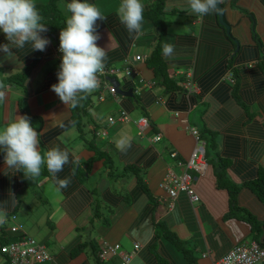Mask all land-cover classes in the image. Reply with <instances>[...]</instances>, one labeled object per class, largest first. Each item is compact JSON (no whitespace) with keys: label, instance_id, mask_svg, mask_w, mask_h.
I'll return each mask as SVG.
<instances>
[{"label":"crops","instance_id":"0c3cea01","mask_svg":"<svg viewBox=\"0 0 264 264\" xmlns=\"http://www.w3.org/2000/svg\"><path fill=\"white\" fill-rule=\"evenodd\" d=\"M69 2L57 0L65 21ZM89 2L106 16L97 21L98 44L107 53L105 69L120 72L115 79L122 94L102 91L99 101L92 92L81 118L50 88L62 55L60 28L41 34L50 40L43 52L29 44L11 56L0 51V127L13 114L28 115L40 134L41 153L52 145L69 152L70 162L57 176L71 179L57 190L46 167L27 179L7 167L0 149V247L31 238L52 256L42 264H102L97 253L105 243L131 254L129 264H215L254 241L248 223L226 217L229 197L214 176L220 159L232 162L226 175L240 187L238 206L264 225L263 203L243 187L264 173V0H220L231 36L216 11L190 14L185 0H142L139 34L120 23L121 0ZM35 3L47 7L50 0ZM154 7L161 13L151 20L146 15ZM164 33L163 43L173 44L174 53L165 57L162 51L164 67L157 74L150 58ZM7 43L0 32V44ZM126 68L135 73L126 75ZM121 111L132 122L109 125L108 118L119 119ZM141 118L150 123L142 137L135 122ZM122 133L131 144L123 152L116 145ZM155 136L159 141H152ZM203 143L206 168L187 170ZM170 172L192 176L197 203L183 193L171 201L160 188ZM259 242L264 248V226Z\"/></svg>","mask_w":264,"mask_h":264},{"label":"clouds","instance_id":"9594fccd","mask_svg":"<svg viewBox=\"0 0 264 264\" xmlns=\"http://www.w3.org/2000/svg\"><path fill=\"white\" fill-rule=\"evenodd\" d=\"M219 2L220 0H185L189 13L201 17L215 12ZM66 9L70 15L59 32L58 50L62 55L56 74L57 83L50 88L63 104L75 108L80 100L99 87V76L104 72L107 53L98 44L100 35L97 21L105 20L106 16L89 0H70ZM144 10L142 0H121L116 15L130 34H139ZM42 19L35 0H0V32H3L8 41L7 44H0V51L11 56L13 49L24 48L26 44L32 50L45 51L50 40L41 35L48 30ZM174 47L173 44L164 43L163 55L171 56ZM115 77H108L107 81ZM3 87L0 84V89ZM4 99L5 93L0 91V101ZM39 137L40 134L28 115L13 114L0 127V149L3 150L5 164L14 172H22L30 180L39 177L46 167L57 190L68 187L70 177L61 179L57 173L62 172L64 166L69 164V152L59 145H52L41 153ZM116 145L122 152L131 147L126 133L120 135Z\"/></svg>","mask_w":264,"mask_h":264},{"label":"built area","instance_id":"2783aa9c","mask_svg":"<svg viewBox=\"0 0 264 264\" xmlns=\"http://www.w3.org/2000/svg\"><path fill=\"white\" fill-rule=\"evenodd\" d=\"M140 59V56L136 57L137 61ZM132 72L135 73L132 68H126L124 71L126 75H129ZM119 73V70L104 69L103 74L99 76V87L93 92L98 96L99 101L104 100L102 91H107L112 96H115L114 88L107 81V78L114 77ZM229 79H232V74H229ZM107 121L109 125H113L115 122L124 124L132 122L130 117L123 111L120 112L119 119L108 118ZM135 122L139 131L138 134L142 137L149 129L150 123L146 118H141ZM190 132L199 142L200 140L197 132L194 129H191ZM103 135H105V133H103ZM159 139V136H155L152 141L157 142ZM171 156L175 157L176 153L171 154ZM186 166L187 170H195L198 173L204 171L206 168L204 143L198 145L194 155ZM160 188L168 194L173 202L181 193L185 194L191 203H197L200 199L193 187V178L187 172L180 176H177L172 172L168 173L166 178L160 184ZM18 229L20 230V227H18ZM137 248L138 247H136V249ZM0 253L4 258L3 264H42L52 260V256L46 251L43 245L24 236H20L1 246ZM97 258L102 264H110L109 261L111 258H118V264H129L132 255L120 252L113 246L105 243L98 251ZM262 262H264V248L260 247L255 242H251L247 245L234 247L231 251L222 256L215 264H258Z\"/></svg>","mask_w":264,"mask_h":264},{"label":"trees","instance_id":"16d2710c","mask_svg":"<svg viewBox=\"0 0 264 264\" xmlns=\"http://www.w3.org/2000/svg\"><path fill=\"white\" fill-rule=\"evenodd\" d=\"M41 16L43 17L42 23L46 25L50 31L62 29L65 26L66 21L63 19L61 12L57 8V0H50V4L47 7H37ZM150 9V12L146 15L151 20H156V14L161 13V8ZM48 17L49 19H45ZM159 23H163L162 21ZM165 39V33L161 35L160 42L156 46L151 58L150 66L154 71L159 74L160 68L164 67L163 60L161 59V53L163 49V40ZM89 95L84 99L80 100L77 107L74 108L75 113L81 118L85 113L88 105L90 104ZM208 156L205 153V160H208ZM232 162L224 159L218 161V165L214 168V176L216 178V186L219 190H225L228 194V212L226 217L229 219L242 220L251 226V235L255 242L260 247L259 238L261 235V228L264 226L263 223L259 222L252 216L247 210L240 208L237 204V195L240 190L239 186L233 185L226 175V169L231 166ZM243 187L249 189L264 205V173L258 172L253 178L248 179ZM195 189V188H194ZM196 192V190H195ZM197 193V192H196ZM200 198V195L197 194ZM263 248V247H262Z\"/></svg>","mask_w":264,"mask_h":264},{"label":"water","instance_id":"95a60500","mask_svg":"<svg viewBox=\"0 0 264 264\" xmlns=\"http://www.w3.org/2000/svg\"><path fill=\"white\" fill-rule=\"evenodd\" d=\"M217 18H218V23L220 24V26H222L224 29H225V32L228 36H231V28L230 26L224 21V16H223V8H222V5L221 3L219 2V4L217 5ZM235 44H236V50H238V42L235 41ZM109 82L113 85L114 87V91L115 93L117 94H122V92L120 91L119 89V84L118 82L116 81V79H109Z\"/></svg>","mask_w":264,"mask_h":264}]
</instances>
